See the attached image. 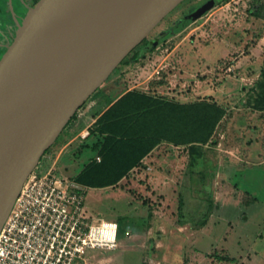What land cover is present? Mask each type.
Masks as SVG:
<instances>
[{
  "label": "rangeland",
  "instance_id": "374dc122",
  "mask_svg": "<svg viewBox=\"0 0 264 264\" xmlns=\"http://www.w3.org/2000/svg\"><path fill=\"white\" fill-rule=\"evenodd\" d=\"M52 1L35 0L32 11ZM204 1L184 0L170 12L148 35L158 44L145 53L133 50L46 153L52 157L42 173L53 165L58 176L76 178L95 155L82 145L93 140L92 113L104 104L92 99L102 91L111 99L135 89L227 107L204 147L210 166L193 177L187 148L161 146L116 187L85 190L88 213L120 225L115 250H88L102 264H264V113L249 104L264 66V19L255 15L264 0H216L177 30Z\"/></svg>",
  "mask_w": 264,
  "mask_h": 264
},
{
  "label": "water",
  "instance_id": "95a60500",
  "mask_svg": "<svg viewBox=\"0 0 264 264\" xmlns=\"http://www.w3.org/2000/svg\"><path fill=\"white\" fill-rule=\"evenodd\" d=\"M183 1L53 0L30 14L0 60V230L72 117ZM215 1L187 14L177 30Z\"/></svg>",
  "mask_w": 264,
  "mask_h": 264
},
{
  "label": "trees",
  "instance_id": "16d2710c",
  "mask_svg": "<svg viewBox=\"0 0 264 264\" xmlns=\"http://www.w3.org/2000/svg\"><path fill=\"white\" fill-rule=\"evenodd\" d=\"M255 15L264 19V5L257 8ZM92 100L98 101L99 106L104 105L93 111L95 122L88 132L93 140L82 145V149H91L95 155L73 181L93 189L116 187L162 143L187 148L190 177H193L195 170L210 166L204 160V147L212 142L228 114L227 107L217 101L196 99L182 102L135 89L124 91L114 99L102 91ZM249 104L254 111L264 112V66ZM203 170L198 173L202 174ZM210 173L214 175L213 167ZM209 202H212L211 198ZM181 218L188 221L183 213ZM206 222L205 217L196 220L198 227H203ZM118 227L119 236V224Z\"/></svg>",
  "mask_w": 264,
  "mask_h": 264
},
{
  "label": "built area",
  "instance_id": "2783aa9c",
  "mask_svg": "<svg viewBox=\"0 0 264 264\" xmlns=\"http://www.w3.org/2000/svg\"><path fill=\"white\" fill-rule=\"evenodd\" d=\"M84 193L53 168L32 172L0 230V264H102L88 250H115L118 223L90 215Z\"/></svg>",
  "mask_w": 264,
  "mask_h": 264
},
{
  "label": "flooded vegetation",
  "instance_id": "af4514ba",
  "mask_svg": "<svg viewBox=\"0 0 264 264\" xmlns=\"http://www.w3.org/2000/svg\"><path fill=\"white\" fill-rule=\"evenodd\" d=\"M205 2H207V0L202 3L204 4ZM35 3V0H0V60L13 44L19 28L24 25L26 18L33 12L32 10L34 9ZM202 3L199 6L203 5ZM196 9L197 8H194L189 13ZM154 41L156 40L146 37L142 43L136 47L138 48V52L141 53ZM51 157V153L44 155L33 172L36 174H43L42 172ZM50 168L54 169V167L50 166L48 170Z\"/></svg>",
  "mask_w": 264,
  "mask_h": 264
},
{
  "label": "crops",
  "instance_id": "0c3cea01",
  "mask_svg": "<svg viewBox=\"0 0 264 264\" xmlns=\"http://www.w3.org/2000/svg\"><path fill=\"white\" fill-rule=\"evenodd\" d=\"M262 113H264V112H262ZM94 122H95V119L93 120ZM93 122V123H94ZM161 146H170V147H174V148H181V147H176V146H173V145H171V144H168V143H162V144H160L159 146H157L147 157H145L144 158V160L142 161V164L141 165H144V164H146L148 161H149V156L157 149V148H159V147H161ZM182 148H185V147H182ZM187 155H188V152H187ZM52 167H53V165H52ZM135 169H137V168H135ZM134 169V170H135ZM71 182H73L74 183V181H71ZM75 184V183H74ZM75 186H77L76 184H75ZM86 189H88L87 187H84V190H86Z\"/></svg>",
  "mask_w": 264,
  "mask_h": 264
}]
</instances>
